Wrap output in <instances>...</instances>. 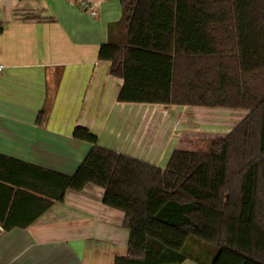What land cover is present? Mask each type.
<instances>
[{
    "label": "trees",
    "instance_id": "obj_1",
    "mask_svg": "<svg viewBox=\"0 0 264 264\" xmlns=\"http://www.w3.org/2000/svg\"><path fill=\"white\" fill-rule=\"evenodd\" d=\"M120 2L123 20L98 55L123 79L118 101L249 113L230 132L183 131L164 168L102 147L78 125L73 137L92 149L74 175L34 167L52 183L31 187L46 200L33 218L92 183L129 230L115 264H264V0ZM7 165L30 166L0 155ZM7 188L1 224L26 226L9 221L19 201L17 191L10 205Z\"/></svg>",
    "mask_w": 264,
    "mask_h": 264
},
{
    "label": "crops",
    "instance_id": "obj_2",
    "mask_svg": "<svg viewBox=\"0 0 264 264\" xmlns=\"http://www.w3.org/2000/svg\"><path fill=\"white\" fill-rule=\"evenodd\" d=\"M122 20L115 0H103L96 17L68 0H0V155L30 165L0 166L7 177L1 181L13 188L10 205L18 191L9 221L26 225L6 230L0 222V264H115L127 255L124 213L103 202L98 185L68 190L33 218L46 200L31 187L52 183L34 167L74 175L92 149L73 137L76 126L96 134L102 147L164 168L191 130L185 124L230 132L248 115L241 108L118 101L123 79L98 55L110 26ZM147 115L153 122H138ZM4 185L0 215L10 194Z\"/></svg>",
    "mask_w": 264,
    "mask_h": 264
},
{
    "label": "built area",
    "instance_id": "obj_3",
    "mask_svg": "<svg viewBox=\"0 0 264 264\" xmlns=\"http://www.w3.org/2000/svg\"><path fill=\"white\" fill-rule=\"evenodd\" d=\"M76 5L80 6L86 13L96 17L99 14L100 6L103 0H68ZM4 67L0 65V73H2Z\"/></svg>",
    "mask_w": 264,
    "mask_h": 264
},
{
    "label": "rangeland",
    "instance_id": "obj_4",
    "mask_svg": "<svg viewBox=\"0 0 264 264\" xmlns=\"http://www.w3.org/2000/svg\"><path fill=\"white\" fill-rule=\"evenodd\" d=\"M115 1H119V2H120V0H115ZM120 5H121V2H120ZM149 105H152V104H149ZM146 106H148V105H146ZM144 119H146V122H147V123H149L150 121L153 122L152 119H151V117L148 116V115H147V117L140 118L138 122L143 123V122H144ZM153 120L155 121V118H153ZM185 128L193 130L194 128H197V127L192 126V124H189V123H188V124H185ZM193 131H194V130H193ZM191 138H192V137H191ZM190 142H194V140H191ZM196 145H197V143H195V146H196ZM147 162H148V161H147Z\"/></svg>",
    "mask_w": 264,
    "mask_h": 264
}]
</instances>
